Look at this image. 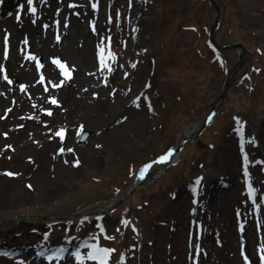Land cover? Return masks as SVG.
I'll use <instances>...</instances> for the list:
<instances>
[{"label": "rangeland", "instance_id": "rangeland-1", "mask_svg": "<svg viewBox=\"0 0 264 264\" xmlns=\"http://www.w3.org/2000/svg\"><path fill=\"white\" fill-rule=\"evenodd\" d=\"M213 1L232 48L209 0H0V264H262L264 0Z\"/></svg>", "mask_w": 264, "mask_h": 264}, {"label": "snow or ice", "instance_id": "snow-or-ice-1", "mask_svg": "<svg viewBox=\"0 0 264 264\" xmlns=\"http://www.w3.org/2000/svg\"><path fill=\"white\" fill-rule=\"evenodd\" d=\"M27 3H28V6H29L28 10L34 14L35 11H36V9L34 7H31V5L33 3V0H27ZM69 6L70 7H75V5H69ZM95 7H96V5L93 4V8H95ZM19 19H20V17H19V15H17V20H19ZM57 39H59V38H57ZM107 56L109 57V59H111L114 62L115 55L111 51H109L107 53ZM30 58L31 59H35V57H30ZM53 63H57L58 64L59 61H53ZM37 67L39 68L40 65L38 64ZM61 67L63 68V65H61ZM101 67L102 68L103 67H108V65H106L105 62H104V56L103 55L101 56ZM132 67H135V65H132ZM109 70H111L110 67H109ZM3 71H4V69L2 67H0V72H3ZM64 74H65L66 78H69V77H67V74L66 73H64ZM4 79H6V80L8 79L7 75L4 76ZM43 79L44 78L42 76L41 77V82H43ZM9 83H11V81H9ZM62 83L63 82H61V84ZM57 86H60V85H57ZM23 88H24V86L21 85V89L22 90H23ZM52 103L55 104V103H57V101L52 100ZM51 114H52L51 112H48V115H51ZM0 118H2V117H0ZM64 131L65 130L61 129L59 132L56 133V135L60 136L62 140H63V137H64ZM7 147H11V146L9 145ZM63 151H64V149L61 148L60 149V152L63 153ZM69 151H72V150L69 149ZM171 155H172V153L170 151L167 154V156L161 157V162L167 160L168 157H170ZM244 159H245V163H247V156H245ZM78 164H79V161L77 160L76 161V166H78ZM149 167H151V165L146 166V168H145L144 171H147V169ZM4 174L5 175H8V176L15 175L14 173H11V172H7V173H4ZM245 174L247 175V173H245ZM143 175H144V173L142 172L141 173V178H143ZM197 183H199V180H197ZM29 187H31V186L29 185ZM249 188H250L249 195L251 196V194L254 191V189H251V186L250 185H249ZM123 223L125 225H127L128 221L125 220V221H123ZM45 237L47 238V234H45ZM106 238L107 239H112V237H106ZM88 247L91 250L88 251V253H87V259H89V260H95V261L98 262V264H108L109 256L114 251L113 248H110V247H100L98 245H88ZM196 247L198 248L199 246L197 245ZM260 250H261L262 253H264V246H262ZM60 251H63V249H61ZM53 255H55V253ZM73 255L76 257L77 261L80 262V264H82V261H83L84 257L81 256V254L79 253V251L74 252ZM52 258H53L52 256L47 257V259H49V260H51ZM247 260H248V258L245 257L246 264H247ZM261 261H262V264H264V255H261Z\"/></svg>", "mask_w": 264, "mask_h": 264}, {"label": "bare ground", "instance_id": "bare-ground-1", "mask_svg": "<svg viewBox=\"0 0 264 264\" xmlns=\"http://www.w3.org/2000/svg\"><path fill=\"white\" fill-rule=\"evenodd\" d=\"M240 52H241L240 49L236 50V54L239 55ZM217 105H218V104L216 103V104L213 105L212 107L215 108V109L217 110V108H218ZM113 110H114V109H112V111H113ZM197 128H198V125H193L192 128H188V129H186V130L183 132L181 140H179V141L176 143L175 147L171 150L172 155H171L170 157H168L167 160L161 162V159H159L158 161H156L155 163H153V164L151 165V167H149V168L147 169V171H144L145 168H146V166H145V167L143 168V170H142V171L137 175V177L135 178V180H134V185H135V186H137V185H141V184H143L146 180H148V179H149V176H150V170H151L152 168H161V170H164L165 168H167V167H169V166L175 164V163L178 161L179 156H180V153H178V152L176 151V148L180 147V145H181V143H182L183 141H185V140H191V139L194 137V135H195V131L197 130ZM165 156H167V155H165ZM142 172L144 173L143 178H141V173H142ZM6 260H8L10 263H12V261H13L12 255H8V256L6 257Z\"/></svg>", "mask_w": 264, "mask_h": 264}, {"label": "water", "instance_id": "water-1", "mask_svg": "<svg viewBox=\"0 0 264 264\" xmlns=\"http://www.w3.org/2000/svg\"><path fill=\"white\" fill-rule=\"evenodd\" d=\"M210 2H211V4H212L213 8L216 10L217 15H216V21H215V24L213 25V27L211 28V30H210V32H209V43H210V45H212L213 47H215V48H217V49H221V50L229 49L230 47L232 48L233 46H218V45L215 43V41H214V31H215V29H216V27H217L218 16H219V9H218L217 5L215 4V2H214L213 0H210ZM234 46H238V47L241 48V45H240V44H237V45H234ZM226 87H227V83H226ZM226 87H225V89H224V91H223V93H222V96L225 94ZM211 115H212V113H211ZM202 127H203V126H201V127L198 129V131L196 132V135L202 130ZM89 136H90V133H87V132L84 133L83 138L81 139V142H85V141L89 138Z\"/></svg>", "mask_w": 264, "mask_h": 264}]
</instances>
